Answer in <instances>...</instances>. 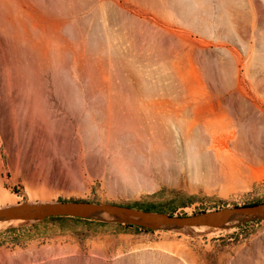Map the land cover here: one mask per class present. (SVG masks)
<instances>
[{"label": "rangeland", "instance_id": "obj_1", "mask_svg": "<svg viewBox=\"0 0 264 264\" xmlns=\"http://www.w3.org/2000/svg\"><path fill=\"white\" fill-rule=\"evenodd\" d=\"M69 200L264 202V0H0V208ZM0 264H264V219L47 218L1 229Z\"/></svg>", "mask_w": 264, "mask_h": 264}, {"label": "water", "instance_id": "obj_2", "mask_svg": "<svg viewBox=\"0 0 264 264\" xmlns=\"http://www.w3.org/2000/svg\"><path fill=\"white\" fill-rule=\"evenodd\" d=\"M61 217L132 224L153 230L190 231L202 226L225 229L248 221L263 220L264 202L223 207L193 215H170L127 205L98 204L84 200L21 203L0 208V220L24 219L34 222Z\"/></svg>", "mask_w": 264, "mask_h": 264}, {"label": "bare ground", "instance_id": "obj_3", "mask_svg": "<svg viewBox=\"0 0 264 264\" xmlns=\"http://www.w3.org/2000/svg\"><path fill=\"white\" fill-rule=\"evenodd\" d=\"M223 139V138H222ZM216 143V144H215ZM221 143L219 144V139L218 138H214L213 140V146L217 149L220 148ZM10 206V205H9ZM30 221V220H29ZM27 220L24 219H15V220H0V230L6 227H10V226H16V225H20L24 222H29ZM224 230V229H223Z\"/></svg>", "mask_w": 264, "mask_h": 264}]
</instances>
